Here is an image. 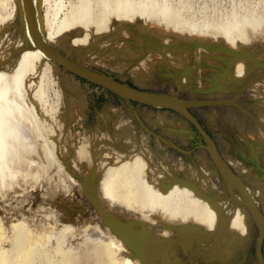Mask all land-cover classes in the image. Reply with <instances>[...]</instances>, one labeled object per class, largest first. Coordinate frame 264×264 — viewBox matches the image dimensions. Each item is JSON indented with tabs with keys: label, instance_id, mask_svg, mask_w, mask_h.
I'll return each mask as SVG.
<instances>
[{
	"label": "rangeland",
	"instance_id": "obj_1",
	"mask_svg": "<svg viewBox=\"0 0 264 264\" xmlns=\"http://www.w3.org/2000/svg\"><path fill=\"white\" fill-rule=\"evenodd\" d=\"M56 1L0 0V72H10L14 77L17 71L23 70L24 75L27 74L26 86L29 77L38 76L40 96L35 97L37 105L34 106V101L30 100L27 109L33 111V106L37 107V112L42 116L40 130L43 138L52 141L55 137L64 151L68 168L76 166L79 149L86 146L92 160L86 178L89 183L92 178L94 184L98 177L96 169L100 166L98 155L102 150L120 157L142 155L151 163L149 174L175 176L179 182L196 185L197 190L229 210L243 204L244 198L239 190L246 187L254 197L255 210L264 221V204L260 198V191H264V129L260 125L264 123V113L260 114L259 108L255 107L256 102L264 101V63L258 62L262 72H256L246 82H233L231 71L222 58L225 51H230L228 43L220 36V49L214 51L211 39L204 31L206 24L240 23L245 20L262 22L264 0H120L124 3L128 1L126 4L139 12L142 8V12L145 9L144 13L147 11L150 14L146 12L148 16L138 17V22L127 23L129 33H123L122 28L117 27L119 20L116 19L108 32L98 33L94 28L86 45L70 39L58 42L54 37L49 38L51 28L54 32V25L59 19H64L68 13L72 16L76 9L83 12L90 7L89 4H92L90 12L95 10V17L91 14L97 19L106 4L115 6L119 0ZM60 2L62 6H58ZM81 6H86V9ZM138 7H141L140 10ZM174 9L181 10L185 22L197 26L196 33H203L195 41L188 40L182 49L145 35L140 31L141 25H138L151 26L155 22L167 27L166 13ZM58 14L60 17H57ZM236 34V42L244 50L235 53L243 56L248 53L245 54L248 58L249 45H244L247 36L243 32ZM118 45L129 51L126 57L114 51ZM23 48L38 53L42 50V58L46 61L41 68L37 63V70L29 73L32 75L29 77L26 72L31 67V54L29 51L28 57L26 52L22 53L25 56L20 55ZM229 53L233 54L232 51ZM49 54L103 77L104 81L117 82L186 108L207 132L224 163L214 161L192 120L184 114L130 99L110 86L82 78L66 70ZM172 57L174 61L181 59V64L174 62ZM226 57L234 59L237 56ZM250 57L251 62L258 61L255 54ZM10 77L4 79L2 87L11 86ZM59 115L65 119L60 121ZM20 130L25 136L28 135L27 131ZM251 133L259 135L256 146L247 142ZM43 138L40 140L46 141ZM221 165L230 172L223 171ZM53 169L61 178L60 172L67 167L54 161ZM232 179L238 182L233 185L230 182ZM209 190L213 194H209ZM214 196L219 198L214 199ZM249 227L247 242L235 248L231 244L228 249L222 248L219 254L213 252L215 245L219 246L215 241L210 243L196 239L187 250L181 246L178 248L181 264H263L259 252V239L264 237L262 221L255 219L252 212H249ZM222 246H225L223 242ZM54 248L53 243L49 247L52 253ZM261 251L264 257V239Z\"/></svg>",
	"mask_w": 264,
	"mask_h": 264
},
{
	"label": "bare ground",
	"instance_id": "obj_2",
	"mask_svg": "<svg viewBox=\"0 0 264 264\" xmlns=\"http://www.w3.org/2000/svg\"><path fill=\"white\" fill-rule=\"evenodd\" d=\"M126 3L119 0L115 6L106 4L100 14L97 13L100 15L97 19L94 18L95 10L90 12L92 4H89L88 9L81 6L86 10L81 12L76 9L74 11L78 14L70 16L66 13L64 19L58 18L59 22L54 25V32L51 28L49 38L54 37L58 42L70 39L74 43L86 45L94 28L98 33L108 32L114 19L119 20L117 27L120 26L123 33H129L127 23L138 22V17L148 15L147 11L144 13L145 9L142 12V8L138 7L139 10L141 8L140 13ZM60 4L58 6L63 5ZM166 16L167 27L155 22L151 26L138 23L141 25L140 31L153 39L178 45L181 49L188 40L195 41L196 37L203 34L196 33L197 26L184 21L180 9L168 11ZM57 17H60L59 14ZM204 31L210 37L214 51L220 49L221 36L233 53L225 51V55L237 56L234 59L225 55L222 57L231 71L233 82H246L256 72H262L258 62L264 63V20L206 24ZM237 32L247 36L244 45H249V54H255L258 61L252 59L251 62L252 56L248 55L247 58L245 55L248 53L244 56L235 53L244 50L236 42ZM45 44L48 45L47 42ZM29 51L32 63L31 69L27 67L28 77L33 70H37V63H40V68L46 63L42 58V50L41 54L36 50ZM29 51L23 48L19 54L28 57ZM114 51L123 57L129 52L122 45H118ZM180 60L173 61L180 65ZM17 72L20 76L17 74L12 77L10 72H0V264H181L178 248L183 246L187 250L196 239L218 243L219 246L213 248L216 254L224 247L228 249L231 244L235 248L247 242L250 234L249 212L255 219L262 221L264 231V221L255 210L254 197L246 187L239 190L244 198L243 204L229 210L227 206L219 201L213 202V198L197 190L196 185L179 182L175 176L149 174L151 163L142 155L120 157L102 150L98 155V177L94 184L92 178L89 183L86 173L92 165L90 151L86 146L81 147L76 166L68 168L64 151L54 139V134L53 140L47 141L40 130L42 116L34 107L38 101L35 97L38 94L40 96L38 76L29 77L26 86L27 74L24 75L23 70ZM87 73L103 80V77ZM9 77L11 86L2 87L4 79ZM106 81L111 88L128 98L133 96L121 84ZM149 97L161 105L175 104L159 97ZM30 100L34 101L33 111L27 109ZM175 106L182 108L178 104ZM255 107L259 108L260 114L264 113V101L256 102ZM64 119L59 115L60 121ZM260 125L264 129V123ZM20 129L27 131L28 135L22 134ZM258 138L259 135L251 133L247 142L256 146ZM54 161L67 167L60 172L61 178L53 169ZM221 166L223 171L230 172L226 166ZM230 182L235 185L238 181L232 179ZM209 194H213L211 190ZM260 198L264 204V191H260ZM222 242L225 246H222ZM53 243L55 248L52 253L49 247Z\"/></svg>",
	"mask_w": 264,
	"mask_h": 264
},
{
	"label": "water",
	"instance_id": "obj_3",
	"mask_svg": "<svg viewBox=\"0 0 264 264\" xmlns=\"http://www.w3.org/2000/svg\"><path fill=\"white\" fill-rule=\"evenodd\" d=\"M49 56L54 59L56 62H58L61 66H63L66 70H69L71 71L72 73L82 77V78H85L89 81H92V82H96V83H100V84H104V85H108V83L104 80H100L98 78H95L93 76H91L90 74H88L86 72L85 69L83 68H80V67H77L69 62H66V61H63L57 57H55L54 55L52 54H49ZM124 86L127 90L131 91L133 93V96L130 98V99H138V100H141V101H145L147 103H150V104H153V105H157V106H161V107H165V108H169L170 110H174V111H177L179 113H182L184 114L185 116H187L188 118H190L195 126V128L197 129L198 133L200 134L201 138L203 139V141L206 143V145L208 146V149L210 150L213 158H214V161L216 162V160L218 161H221L224 163V161L222 160L221 157H219L217 151H216V148L214 146V143L212 142V140L210 139V137L208 136L207 132H205L202 127L200 126V124L196 121V119L186 110V108H178L176 106H171V105H161L159 103H156L155 101H153L151 99V97H149V93H146V92H143V91H140V90H137V89H133L129 86H125V85H122ZM245 191V190H244ZM254 204V207L255 206V202H253ZM257 210V209H256ZM258 213V211H257ZM260 215V213H259ZM261 216V215H260ZM262 218V217H261ZM263 239L264 237L262 236L260 239H259V252L261 253V258L264 262V257H263V254H262V251H261V245H262V242H263ZM259 258V256H258Z\"/></svg>",
	"mask_w": 264,
	"mask_h": 264
}]
</instances>
